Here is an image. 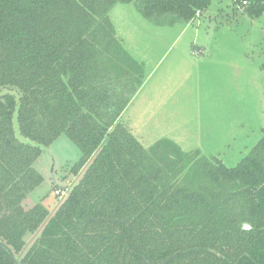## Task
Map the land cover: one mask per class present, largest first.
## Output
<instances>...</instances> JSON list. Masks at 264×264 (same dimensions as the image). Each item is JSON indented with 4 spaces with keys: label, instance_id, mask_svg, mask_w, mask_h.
Instances as JSON below:
<instances>
[{
    "label": "trees",
    "instance_id": "1",
    "mask_svg": "<svg viewBox=\"0 0 264 264\" xmlns=\"http://www.w3.org/2000/svg\"><path fill=\"white\" fill-rule=\"evenodd\" d=\"M211 1L0 0V239L20 264H264V127L236 162L189 168L197 182L178 144L147 147L125 116L144 77L111 10L190 22ZM233 1L264 15V0ZM61 134L80 149L78 180L57 186L54 212L26 207ZM0 264H16L1 245Z\"/></svg>",
    "mask_w": 264,
    "mask_h": 264
},
{
    "label": "rangeland",
    "instance_id": "2",
    "mask_svg": "<svg viewBox=\"0 0 264 264\" xmlns=\"http://www.w3.org/2000/svg\"><path fill=\"white\" fill-rule=\"evenodd\" d=\"M110 16L144 77L125 116L147 147L178 144L189 156L184 174L197 182L196 172L187 173L193 165L200 173L208 157L236 162L250 153L264 127V15L253 18L233 0H212L190 22L168 15L156 22L133 3L115 5ZM80 156L61 134L36 160L44 179L24 205L41 202L54 212L67 192L57 194V186L78 180L71 168Z\"/></svg>",
    "mask_w": 264,
    "mask_h": 264
},
{
    "label": "water",
    "instance_id": "3",
    "mask_svg": "<svg viewBox=\"0 0 264 264\" xmlns=\"http://www.w3.org/2000/svg\"><path fill=\"white\" fill-rule=\"evenodd\" d=\"M0 245L8 251V253L13 257L16 264H20L18 258L15 255V252L6 242L0 239Z\"/></svg>",
    "mask_w": 264,
    "mask_h": 264
},
{
    "label": "built area",
    "instance_id": "4",
    "mask_svg": "<svg viewBox=\"0 0 264 264\" xmlns=\"http://www.w3.org/2000/svg\"><path fill=\"white\" fill-rule=\"evenodd\" d=\"M56 193L59 194V193H60V189H57V190H56Z\"/></svg>",
    "mask_w": 264,
    "mask_h": 264
}]
</instances>
